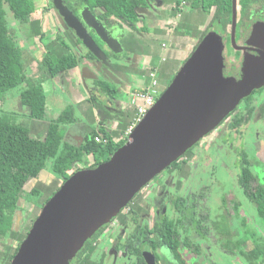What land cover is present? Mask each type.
<instances>
[{
  "label": "flooded vegetation",
  "instance_id": "obj_1",
  "mask_svg": "<svg viewBox=\"0 0 264 264\" xmlns=\"http://www.w3.org/2000/svg\"><path fill=\"white\" fill-rule=\"evenodd\" d=\"M62 1L63 4L83 22L97 44L103 46L105 49V45L109 44L102 40L95 30L82 19L81 14L84 5L80 2L81 0ZM226 1L231 2L232 12L231 22L226 28L221 20L215 18V14L217 13L216 7L207 10L201 2L197 5L193 4L192 0H141V3L136 7V21L127 19L123 15L107 16V9L104 6L95 7L94 9L91 8L93 14L103 22L113 35H115L118 41L117 43L120 45L119 51L109 50L108 52V50H106L108 59L115 66L114 72L105 69L103 63L100 64L95 58L86 59L85 61L86 63L95 64H91L94 71L90 73L97 76V78L86 79L91 89L99 91V87L96 85L98 80L116 83L120 89L119 96L116 100H111L106 96L108 103L103 101V108L99 106L98 117L101 125L107 129H111L115 126L120 127L125 119L128 118V116H124L130 114L131 109L134 110V115L132 116V118H134L135 109L121 98L124 93L132 91L133 87L140 86L136 85L137 82H135L133 83L134 85H131L132 87L130 89L126 90V87L132 82L130 80V75H140L146 78L152 70H155L158 78L156 98L164 92L177 72L174 73L170 68L165 69L163 66V62L167 61L165 56H162V63L158 66L153 64V58H157L158 54L161 53V49H166L170 41H176L177 45H184L183 42L188 43V40L177 39V37L183 36V38L186 37L189 39V37H191L189 36L191 32L193 34L195 33L193 37H191V39L195 41L199 35L201 36L203 32H205L207 27L211 26L214 28L218 27V25L220 26L219 32L222 34L221 37L224 45L225 74L235 78L242 74V78H244L246 70L264 72V0L261 5L257 4L258 7L252 9L246 19L242 18L239 5L240 0H236L237 22L234 37V0ZM43 3L44 4L39 8L36 5L35 13L39 12L40 16L36 18L33 17V19L41 20V29L45 33L44 37L48 38L49 42L52 43L53 41L56 42L55 39L60 38L62 45H64L62 46L64 49L68 47L66 41L74 45H85L77 36L76 31L68 26L57 9L54 0H43ZM52 9L53 15L51 13ZM189 10L191 11L188 12ZM53 16L57 21V32L55 35L51 34L52 37H48L50 30L48 31L46 26ZM25 26H28L29 31H31L30 22ZM34 36L40 37V35ZM200 36L199 41L203 38H200ZM199 43L200 42L196 43L194 50ZM236 45L243 48H238ZM48 47V52L54 50L51 49V45H48ZM77 53L79 54V52ZM45 55L46 53H44V57ZM147 57H149L151 63L149 66L145 67L144 62ZM189 57L190 56H188L187 59ZM247 57L253 60L249 63V67L245 64ZM159 66H162L160 71L158 69ZM141 68H146L147 71L144 72ZM81 71L83 73L82 69ZM165 74L173 76L168 84L159 82L160 76L166 79ZM123 78L125 79L123 80ZM41 86L43 87V85ZM263 89L264 85L255 88L248 96L241 100L229 116L224 118L212 131L206 134L179 157L176 160V165L170 164L139 190L127 206L109 222L101 226L99 231L95 232L87 239L88 241L83 247L89 245L91 248L90 254L82 257L76 256L74 264H100L107 254L115 255L117 259H119L117 264H139V259L142 257L145 264H148L145 258V250L151 252L155 258L156 264H163L164 259L171 260L174 264H194L200 261H205V264H219L217 254H219V256H229L231 264H235V259L232 256L237 255L234 253L238 252L237 246H240L238 240H241V238L237 236V228L233 225L238 218L232 211L237 212L240 202L235 200V197L234 199H232L233 197L230 199L224 195L223 202L218 206H213L211 204L212 187L209 185L199 186L197 183V179L199 178H196L194 172L208 164L206 155L208 149L220 148L225 145L227 148L237 151V158L234 165L238 170L236 174L238 182V176L241 170L242 152H246L251 161L252 158L244 146L234 147V144H229V142L245 124L250 123L253 133H257V127L255 126L256 122L260 121L262 123V121H264V99L258 98L257 92ZM252 104L255 107L254 111L251 115L245 117V122L238 127H231L236 114L235 110H245L246 113ZM213 134H215L213 146L207 148L200 147L201 149H199V152L196 154L197 157L191 161L188 154L191 153L195 147L202 145L200 142L201 140H205L206 137ZM257 135L259 134L257 133ZM186 163L192 164L193 175L190 179L195 183L196 189L188 187V184H186L187 187L184 186V178L180 173ZM254 171L256 175L259 176L258 172L256 170ZM169 176L174 177L176 180L175 184L171 185ZM259 179L264 181V175L262 177L259 176ZM35 180L39 179L36 178ZM146 189L150 192L149 199H147L146 203L141 204L140 201L138 202L136 200L140 195H144ZM185 200L189 203V207L185 208L184 212L181 213L177 205L180 204L179 201ZM228 207H230V210ZM217 217L221 218L218 219ZM167 220L176 221L180 231L186 235H190L193 240L199 244V253L201 252V254L189 250V252L193 254L194 259L190 262L183 261V257L179 252L175 251L164 241L166 238L165 232H171L169 224L166 222ZM178 220H182V222L180 223ZM240 221L241 223H245L248 228V220L246 218H243V220L240 218ZM255 229L264 235V230L262 228ZM247 232L249 231L246 230L245 233ZM250 239L252 240L251 237ZM242 248L246 250L244 247ZM137 249L140 250V255L142 257L136 254ZM184 252L187 254L186 250ZM176 254L178 256L180 255V258L177 257ZM248 261L253 264L251 262L252 260ZM200 263L203 264L202 262Z\"/></svg>",
  "mask_w": 264,
  "mask_h": 264
},
{
  "label": "water",
  "instance_id": "obj_2",
  "mask_svg": "<svg viewBox=\"0 0 264 264\" xmlns=\"http://www.w3.org/2000/svg\"><path fill=\"white\" fill-rule=\"evenodd\" d=\"M54 3L85 44L76 45L79 64L91 59L86 56L91 52L105 69L114 72L106 50L119 51L115 35L91 8L84 7L82 19L109 44L104 49L62 0ZM223 50L222 37L217 33L211 32L200 41L127 142L109 160L76 171L49 198L11 264H69L87 239L127 206L139 190L212 131L244 97L264 85L263 71L246 70L240 81L225 77ZM251 61L247 57L245 64L249 67ZM81 69L85 82L97 78L89 66ZM144 253L148 264H156L150 251Z\"/></svg>",
  "mask_w": 264,
  "mask_h": 264
},
{
  "label": "trees",
  "instance_id": "obj_3",
  "mask_svg": "<svg viewBox=\"0 0 264 264\" xmlns=\"http://www.w3.org/2000/svg\"><path fill=\"white\" fill-rule=\"evenodd\" d=\"M262 1L240 0L242 18L246 19L252 9L258 7L257 4L261 5ZM80 2L84 5L83 8L89 6L94 9L95 7L104 6L107 9V16L123 15L127 19L136 21V7L141 3V0H81ZM192 2L197 5L201 2L207 10L216 7L215 18L221 20L225 28L231 22L230 1L192 0ZM6 4L9 5L20 26H25L30 22V30L34 35H40V38L45 36L41 29V20L33 19V14L36 11L34 0H0V93H6L15 87L24 85L20 92L21 102L28 108L31 117L43 119L47 115V97L43 87L34 84L25 73L22 48L17 40V35L12 32L7 21ZM55 50L56 48L53 51ZM53 51L46 53L43 58L44 65L52 76H57L79 64L81 57L79 58L76 54L63 53L57 55ZM86 56L95 58L91 52H87ZM96 85L99 87V91L108 96L109 99L116 100L118 98L120 89L116 83L98 80ZM92 99L94 102L97 101L95 97ZM254 108L252 104L246 113L245 110H235L236 114L231 127H238L243 124L245 117L251 115ZM73 111L74 109L71 106L58 118L51 120L47 134L43 139L33 136L29 128L17 119L15 113L7 111L0 113V236L13 232L17 213L22 210L20 201L28 196L25 188L26 184L38 178L49 158L53 160L52 169L54 173L63 183L76 171L83 168H93L101 162L109 160L112 154L127 142L128 135L125 131L133 119V113L124 116H128V118L125 119L118 130L107 129L101 125L99 130H93L86 136L85 141L79 145L65 140V123L75 120ZM99 131L109 138L107 143L95 140V136ZM88 155H92L96 162L80 168L78 164L85 162L87 164ZM172 165H176V161ZM238 184L243 189L246 197L255 204L261 219V227L264 230V181L256 175L252 161L248 158L246 152H242ZM59 187L52 190V192L49 191L43 205ZM39 191L38 188L33 187L31 194L39 195ZM179 203L177 208L181 213L189 207L186 200L179 201ZM166 222L169 224L171 232H165L166 238L164 241L179 252L183 257V261L190 262L194 259V256L189 250L199 253V244L190 235L181 232L176 221L167 220ZM178 222L181 223L182 220H178ZM247 236L252 238L255 247L250 251H246L241 247V240H238L240 246H237L238 252L234 254L252 260L253 264H264V235L254 228ZM20 243L10 255H8V249H0V264H11ZM183 250H186L187 254ZM90 251L91 248L88 245L80 249L75 256L82 257L90 254ZM136 251V254L141 256L140 250L137 249ZM179 256L177 255V257ZM139 264H145L143 257L139 259Z\"/></svg>",
  "mask_w": 264,
  "mask_h": 264
},
{
  "label": "rangeland",
  "instance_id": "obj_4",
  "mask_svg": "<svg viewBox=\"0 0 264 264\" xmlns=\"http://www.w3.org/2000/svg\"><path fill=\"white\" fill-rule=\"evenodd\" d=\"M34 2L36 3L38 8L41 7L42 4H44L43 0H34ZM5 10H6V18L9 23L10 29L12 30V32H14L17 35V40L19 41L20 45H29L28 46L29 49H33V48L37 49L40 54H42L43 45H57L58 51L55 50V54L59 55L63 53L66 54L69 53V54L77 55L79 48L73 43L66 41L68 43V47L64 49L62 47V42L60 38L55 39L56 42L53 41L52 43L49 42V39L46 37H44V39H41L39 36H34V34L31 31H29L28 26H20L8 4L5 5ZM51 11L53 15V9ZM190 11L191 10H189L188 12ZM38 16H40L39 12L33 14L34 18ZM56 22L57 21L55 20L54 16L52 19H50V22H48V25L46 26L48 31L50 30L48 37H52V35H55V33L57 32ZM219 28H220L219 25L218 27H214V28L211 26L207 27L205 32H203V34L199 36L200 38L202 37L204 38L211 32L222 35L219 32L220 31ZM194 34L191 32L189 36L193 37ZM199 36L195 41L191 39V37H189V39H187L186 37L183 38V36L177 37V39L180 38L183 40H188V43L183 42L184 45H177L176 41H170L166 49H161V53L158 54L157 58H153L154 61L153 64L154 65L156 64L157 66L161 65L162 63L161 58L162 56H165L167 58V61L163 62V66L165 67V69L170 68L172 69V71H174V73L178 72L182 67V65L184 64V62H186L187 57L190 56L191 53L194 51L196 43L200 42ZM42 57L43 56H40V58ZM78 66L82 68V64H79ZM224 66H225V56H224ZM161 67L162 66H159L158 68L159 71ZM27 71H30V69L27 68ZM142 71L145 72L147 70L145 68L142 69ZM168 74L167 75L165 74L166 79H163L160 76L159 82H162V84H168L170 79L173 78V76H170ZM224 76L231 77V75H227L225 74V72H224ZM242 77L243 75L240 74L236 77V79L240 81ZM23 88L24 85H20L6 93H0V113L3 111L13 112L17 115V119H19V121L21 119L22 122L26 124L28 120L26 117L27 114L25 112L27 111L28 108L25 105H23L20 99V92L22 91ZM43 89L47 97V115L46 118L44 119V123H46L47 120L50 119L54 120L58 118L61 114H63L65 110L69 109L71 107L70 105L72 104L70 101V96L68 91L63 93L62 92L63 87L61 85L59 84L55 85L54 82L47 81L43 84ZM257 93H258L257 94L258 98L264 99V89L258 91ZM121 98H123L124 101L128 102L129 94L124 93L121 96ZM102 103H103L102 100H100V106L103 108ZM74 107L75 108L73 111V115L76 118L80 119L81 121L80 123L84 125V123L86 122V118L80 111V105L77 104ZM131 113H133L134 115V110L131 109ZM28 126H30L32 131V127L30 123ZM255 126L257 127L256 131L259 135H257L256 132L253 133V129H251L250 123L245 124L240 128V131L236 133V136H233V138L230 140V142L232 143L229 142V144H234V147L244 146L252 158V164L254 170L258 172L260 177H262L264 175V121H262V123L260 121H257ZM214 139H215V134L209 135L208 137L205 138V140L204 139L201 140L200 142L202 145L195 147L193 151L188 154V157H190L191 161L197 157L196 154L199 152V149L213 146V143L215 141ZM236 152L237 151L233 149L227 148L225 145L221 146L220 148L208 149L206 151L208 164L200 169L195 170L194 174L196 178H199L197 179V183L199 184V186L209 185L212 187L211 204L213 206L214 205L218 206L219 204H221L224 200V195L229 197L230 199L231 197H233L232 199H234L235 197V200H238V202H240L238 205L237 212L232 211L234 215L235 214L237 215L238 218L233 225L237 228V236L240 237L242 240V247H244L246 250H251L254 247V242L247 235L251 233L253 228H259V229L262 228L261 219L258 215V211L255 204L252 203L245 196V194L242 191V188L238 185L237 177H236L238 170L235 168L234 165V162L237 158ZM95 162H96L95 158H93L92 155L90 156L88 155L87 164L85 162L78 165L80 168H83ZM52 164H53V160L49 158L46 162L45 167L43 168V170L41 171L40 175L37 178L39 180L33 179L31 183L26 184L25 188L26 191L28 192V196L20 201L22 210H19L17 213L14 230L13 232H10V234H7L5 236H0V249L2 250L8 249L9 250L8 255L12 254L15 251L16 247L19 245L20 241L27 236L28 232L32 228L36 218L39 216L44 206L43 203L46 200L49 191L57 189L62 184V180L59 179L58 176L54 173L52 169ZM180 175L184 178V186L188 184L187 185L188 187H193L194 189L197 188L195 187V183L193 182V180L191 181L190 179L193 175V167L191 163L184 164V168L180 173ZM169 179L171 180V185L176 183L174 177L169 176ZM33 187L38 188L40 190L39 195H35L34 193L31 194V189ZM149 194H150L149 190L146 189L144 195H140L136 201L138 202L140 201L141 204L146 203L147 199H149ZM141 208L143 209L142 206ZM228 209L230 210V207H228ZM217 218L220 219L221 217H217ZM240 218L241 220H243V218L244 219L246 218L248 220L247 222L248 228L246 227L245 223L243 222L241 223ZM100 229L101 227L98 228L97 231H99ZM246 230L249 232L245 233ZM218 256L219 254H217V259L219 258L218 259L219 264H231L229 256L228 257L225 255L219 257ZM232 257L235 259V264H251L245 257L239 256L238 254ZM75 261H76V256L70 259L69 264H74ZM118 261L119 259H117L115 255L107 254L105 255L104 260L101 261L100 264H117ZM200 262L205 264V261H200ZM200 262H196L194 264H201ZM163 264H174V263L171 260L169 261L167 259H164Z\"/></svg>",
  "mask_w": 264,
  "mask_h": 264
},
{
  "label": "crops",
  "instance_id": "obj_5",
  "mask_svg": "<svg viewBox=\"0 0 264 264\" xmlns=\"http://www.w3.org/2000/svg\"><path fill=\"white\" fill-rule=\"evenodd\" d=\"M28 46L29 45H21L24 61V70L29 79L36 85H43L47 81L54 82L55 85H61L63 87L62 92L65 93L66 91H68L69 93L70 101L72 104L70 106H72L74 109L75 105H80V111L85 116L86 122L84 123V125H82L80 123V119L75 117L74 121H68L67 123H65L64 138L65 140L71 141L72 143H77L78 145L81 144L85 141L86 136L89 135L93 130H99L101 123L98 117V108L100 106V100H102V102L104 101L105 103H108L106 95L102 94L98 90L91 89V86L87 83V81L85 82V80L83 79V73L78 65L72 69L61 72L57 76H52L46 69L43 62L44 53L48 52V45H43L42 54H40L37 49H29ZM57 47V45L51 46L52 49L56 48V50L58 51ZM40 56L43 57L40 58ZM85 61L86 59L83 61L82 68L84 66H89L90 69L94 71L91 64H95L86 63ZM150 63V59L149 57H147L146 61L144 62L145 67L149 66ZM27 68H29L30 71H27ZM125 78H123V80ZM130 80L132 82L129 86L126 87V90L130 89L132 87L131 85H134L133 83L135 82H137L136 85L142 86L145 83V80L147 79L145 77L143 78L140 75H130ZM94 97L97 98V101L95 102L92 99ZM25 113L27 114V116H25L27 117L28 122L24 124L20 119L21 123L28 128H30V126H28L30 123L32 127V131L31 128L29 129L31 134L33 133V136L41 139L45 138L49 124L51 123V119L47 120L46 123H44V119L46 117L43 119L33 118L29 115V110H27ZM111 129L118 130L120 128L115 126Z\"/></svg>",
  "mask_w": 264,
  "mask_h": 264
},
{
  "label": "built area",
  "instance_id": "obj_6",
  "mask_svg": "<svg viewBox=\"0 0 264 264\" xmlns=\"http://www.w3.org/2000/svg\"><path fill=\"white\" fill-rule=\"evenodd\" d=\"M145 83L140 87L133 88L129 94L128 104L135 109V116L132 123L127 127L126 134L132 133L137 124L144 118L149 109L156 102L157 84L158 78L155 70H152L146 77ZM95 140L98 142L107 143L109 138H107L103 133L98 132L95 136Z\"/></svg>",
  "mask_w": 264,
  "mask_h": 264
}]
</instances>
